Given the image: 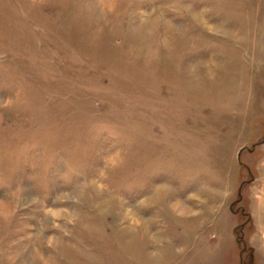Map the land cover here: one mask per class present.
I'll use <instances>...</instances> for the list:
<instances>
[{"label": "rangeland", "instance_id": "obj_1", "mask_svg": "<svg viewBox=\"0 0 264 264\" xmlns=\"http://www.w3.org/2000/svg\"><path fill=\"white\" fill-rule=\"evenodd\" d=\"M0 264H264V0H0Z\"/></svg>", "mask_w": 264, "mask_h": 264}]
</instances>
